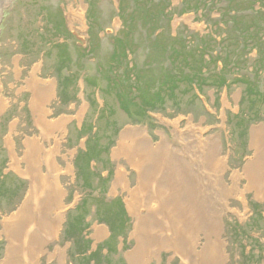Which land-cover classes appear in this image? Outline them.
Masks as SVG:
<instances>
[{
    "label": "rangeland",
    "instance_id": "obj_1",
    "mask_svg": "<svg viewBox=\"0 0 264 264\" xmlns=\"http://www.w3.org/2000/svg\"><path fill=\"white\" fill-rule=\"evenodd\" d=\"M144 2L0 0V99L6 101L0 111V264H80V258L81 264H182L170 251L142 262L129 261L137 244V219L128 191L137 187L138 174L115 150L124 131L134 127L146 130L154 144L167 139L173 157L183 159L197 178L204 210H211L215 236L208 237L217 244L220 264H264V189L256 184L248 189L249 180L243 176L237 190L226 194L207 157L213 140L211 152L225 158L222 178L227 186H232L235 172L243 173L248 162L257 159L255 132L261 128L258 140L264 137V108L260 120L252 122L250 106L242 103L244 85L236 79L256 78L264 91V60L257 54V48H264V0ZM137 6L155 16L141 13L133 28L124 16ZM237 25L250 26L251 43L241 46L239 37L238 45L223 41L226 26ZM125 33L130 37L124 46L133 51L121 48ZM182 47L199 54L189 65L203 66V78L221 75L226 83L208 79V85L199 88L197 82L182 81L155 110L132 108L125 87L138 85L130 79L132 73H150L144 79L150 82L149 91L154 82L161 85L165 74L187 73L180 59L177 63L171 56V48L182 52ZM230 47L241 49L235 52L237 64L225 53ZM32 72L42 80L40 85L54 86V96L46 104L28 86ZM137 94L135 88L132 95ZM45 114L53 123L64 122L48 139L42 138L36 121ZM32 139L48 149L58 148L55 160L62 170L64 216L58 235L29 253L27 240L4 225L30 190V179L16 170L13 156H24L25 142ZM173 157L172 162L166 160L167 167H173ZM121 169L126 172L124 187L116 184ZM261 174L264 183V169ZM145 209L140 211L143 216L150 210Z\"/></svg>",
    "mask_w": 264,
    "mask_h": 264
},
{
    "label": "bare ground",
    "instance_id": "obj_2",
    "mask_svg": "<svg viewBox=\"0 0 264 264\" xmlns=\"http://www.w3.org/2000/svg\"><path fill=\"white\" fill-rule=\"evenodd\" d=\"M38 81L42 80L37 76V72H32L31 77L27 79L28 86L41 99L44 98L43 102L46 104L54 96V86L40 85ZM4 100L0 99V111L6 104ZM47 117L46 114L40 115L36 120L42 127V138L46 139L64 126V122L53 123ZM260 129L256 130L257 139L254 141L257 159L249 161L243 173L235 172L232 175V186L225 185L222 178L226 168L225 158L219 154L214 156L211 151L215 150V144L213 140L210 143L207 157L208 160L211 157L209 162L218 172L226 194L230 195L237 190L243 176L249 180L248 189L255 184L264 189L260 177L264 169V137L258 140ZM25 144L27 150L21 158L12 151L13 165L30 179V190L20 209L10 217L11 219H6L4 228L9 233L13 231L18 237L25 238L26 249L31 253L38 247L41 249L50 240L49 237L55 238L58 235L63 221L64 205L59 179L62 170L55 160L58 148L48 149L37 139L26 141ZM56 144L59 147L60 142ZM169 145L167 139L157 144L152 143L146 130L134 127L124 131L115 150V155L126 159L138 174L137 187L128 191V204L137 219V244L129 252V261L142 262L157 257L162 251H170L173 256L181 259L182 264H220L217 244L208 237L215 236L213 221L210 218L211 210H204L203 200L198 195L197 178L189 172L186 163L182 162L183 159L175 155L173 157V147ZM172 157L175 163L173 167H167L165 162L168 158L172 162ZM257 161L259 162L254 164ZM22 162L26 165L24 168ZM44 165L47 167L46 172L42 170ZM116 184L121 187L126 185V172L123 169L116 174ZM142 208L150 209H145L146 216L140 213ZM204 235L205 243L202 242Z\"/></svg>",
    "mask_w": 264,
    "mask_h": 264
},
{
    "label": "trees",
    "instance_id": "obj_3",
    "mask_svg": "<svg viewBox=\"0 0 264 264\" xmlns=\"http://www.w3.org/2000/svg\"><path fill=\"white\" fill-rule=\"evenodd\" d=\"M141 1V0H140ZM220 1V0H219ZM145 4H149L150 0H147V3L144 2ZM195 3H197V1H195ZM204 3V2H203ZM216 4V2H213V4ZM161 4V3H160ZM202 4V3H201ZM200 4V5H201ZM233 4V1L232 3ZM200 5L197 6V4H195V7H201ZM152 7V6H151ZM206 7V6H205ZM230 8V7H229ZM122 13L124 15V13L126 12L125 8H121ZM144 10V11H143ZM145 6H137L135 10H133L132 14H130V16L125 17L124 19L126 21H130L133 25V28L135 26V19L142 13L145 16H148V18L150 16H155V13H150V9H147V11H145ZM227 11H231V9L225 10ZM135 13V14H134ZM232 20V19H231ZM236 23L238 24V22L236 21ZM130 27H132L130 25V23L128 24ZM128 25H125L126 27ZM224 25V23H223ZM254 27V26H253ZM229 28V30L226 32L227 34L225 35V37L223 38V41H226V43H231L230 41L232 40L233 42H236L237 45L240 43V39L242 38L241 41V46L245 45L244 43H251L250 40H254V37L249 35V30H250V26L245 25V26H239L237 25L236 28L233 27H227L226 29ZM126 37H124L123 43L121 44V48L122 50H124L126 52V49L133 51L131 48H126V46H124V43L126 42L125 40H128V36L130 37L129 33H125ZM239 37V43L237 42V39L235 38ZM232 42V43H233ZM229 46V45H228ZM187 48H190V46H187ZM185 51V48L182 47V52H180V50L178 48H171V56L173 57V59L175 60V62L177 61L178 63V59H180L181 63L184 64V66L186 67V71H188L187 73H185L183 70L181 74L180 72H176V73H171V74H165L164 79L161 81V85H157L154 82L152 87L153 90L149 91V83L147 84L144 79L147 75H149L150 73L147 71H139L138 74L132 73V75L130 76V79L132 80V82H135L136 80L138 82H136L138 85L137 86H133L132 88L127 84L126 89H128V96L131 100V105L132 108L136 109L137 111L141 112V111H150L152 109H156L159 106H161L160 104H162L165 100L164 98L167 96H173L175 93V90L177 89V87H179V85L182 83V81L187 83H191L195 84V82L198 83L199 88H201L204 85H208L207 81L209 79V83L210 81H212V83L217 84V85H224L226 83V79H224L221 75L218 76L217 78L214 79V76H210L208 79H205V77L203 78V76L206 73V70L203 71V66H200V68H194L193 66H190L189 63L192 61L193 57L199 56V54L197 52H194L193 50L189 49ZM160 49V48H157ZM198 49V48H197ZM240 51L241 49L238 48H228L225 49L226 50V55L229 56V59L232 60L234 59L235 63H238V53H235L236 51ZM264 48H257V54H258V58L260 60H264ZM154 51V50H153ZM198 51L200 52V49H198ZM202 53V52H201ZM179 56H181L179 58ZM177 57V58H175ZM205 61V59H203V62ZM198 69V70H197ZM203 71V72H202ZM133 76H134V80H133ZM256 78H251L248 76H242L239 79H236L237 82L241 83L242 85H244V98H243V104H245L246 106H250L248 109V112L250 111L251 115H252V122L254 121H258L261 118L262 111L264 108V91L261 89L260 84L256 82V80H254ZM136 88V90L138 91V94L136 96L132 95L134 93V89ZM157 88V89H156ZM158 101V102H157ZM160 101V102H159ZM139 109V110H138ZM146 111V112H148ZM89 152V148L88 151H86V155H85V160H89L88 156L89 154L87 153ZM93 152V151H90ZM88 154V155H87ZM69 228V225L68 227ZM80 260H83V258L79 259V263L81 264Z\"/></svg>",
    "mask_w": 264,
    "mask_h": 264
}]
</instances>
